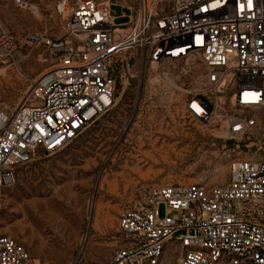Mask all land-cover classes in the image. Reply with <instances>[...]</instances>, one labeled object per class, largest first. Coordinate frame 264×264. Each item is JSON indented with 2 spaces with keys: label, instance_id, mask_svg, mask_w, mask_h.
Instances as JSON below:
<instances>
[{
  "label": "built area",
  "instance_id": "built-area-1",
  "mask_svg": "<svg viewBox=\"0 0 264 264\" xmlns=\"http://www.w3.org/2000/svg\"><path fill=\"white\" fill-rule=\"evenodd\" d=\"M13 1L31 8L25 0ZM138 3L135 20L120 27L108 2L57 0L61 37H25L24 46L42 49L49 67L36 79L25 77L28 86L16 105L0 104V197L37 150H64L112 111L114 58L137 83L123 131L140 113L143 69L157 72L198 59L203 78L187 93L183 114L201 130H221L233 144L227 181L138 187L119 216L121 243L109 264H170L168 253L174 264H264V0H170L163 14L150 0ZM17 50L0 24V56L16 66ZM0 264L35 263L0 234Z\"/></svg>",
  "mask_w": 264,
  "mask_h": 264
},
{
  "label": "rangeland",
  "instance_id": "rangeland-1",
  "mask_svg": "<svg viewBox=\"0 0 264 264\" xmlns=\"http://www.w3.org/2000/svg\"><path fill=\"white\" fill-rule=\"evenodd\" d=\"M25 1L29 10L0 0V24L18 43L17 66L0 56V104L9 106L27 88L25 77L36 79L49 67L42 49L24 46L25 37L62 35L57 0ZM98 1L109 3L114 25L127 27L135 20L138 0ZM169 1L150 0V5L163 14ZM110 65L115 80L112 111L64 150L53 155L37 150L31 163L17 169L15 186L0 197V234L20 244L35 264H109L121 243L119 216L135 201L138 187L219 186L227 181L229 161L236 158L221 130H201L183 114L187 93L203 78L198 59L188 67L143 69L140 113L126 131L122 125L134 106L137 83L129 80L120 58ZM158 213L162 217L164 208ZM165 259L175 263L174 255Z\"/></svg>",
  "mask_w": 264,
  "mask_h": 264
},
{
  "label": "trees",
  "instance_id": "trees-1",
  "mask_svg": "<svg viewBox=\"0 0 264 264\" xmlns=\"http://www.w3.org/2000/svg\"><path fill=\"white\" fill-rule=\"evenodd\" d=\"M112 70L110 69V73H111V76H112V79L114 78V76L112 75ZM113 81H114V85H115V80L113 79Z\"/></svg>",
  "mask_w": 264,
  "mask_h": 264
},
{
  "label": "bare ground",
  "instance_id": "bare-ground-1",
  "mask_svg": "<svg viewBox=\"0 0 264 264\" xmlns=\"http://www.w3.org/2000/svg\"><path fill=\"white\" fill-rule=\"evenodd\" d=\"M17 66V65H16ZM187 67L189 66V64L186 65Z\"/></svg>",
  "mask_w": 264,
  "mask_h": 264
}]
</instances>
